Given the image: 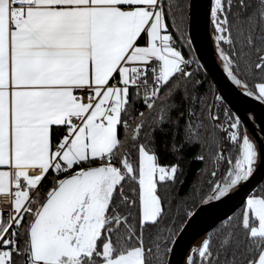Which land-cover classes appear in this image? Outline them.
<instances>
[{
	"label": "snow or ice",
	"instance_id": "obj_1",
	"mask_svg": "<svg viewBox=\"0 0 264 264\" xmlns=\"http://www.w3.org/2000/svg\"><path fill=\"white\" fill-rule=\"evenodd\" d=\"M192 7L0 0V264H172L173 205L192 217L264 171V136L215 86L201 91ZM204 15L221 76L264 102V0H208ZM157 133L174 161L162 162ZM185 160L203 165L191 205L177 188ZM181 264H264V185Z\"/></svg>",
	"mask_w": 264,
	"mask_h": 264
},
{
	"label": "water",
	"instance_id": "obj_2",
	"mask_svg": "<svg viewBox=\"0 0 264 264\" xmlns=\"http://www.w3.org/2000/svg\"><path fill=\"white\" fill-rule=\"evenodd\" d=\"M190 3L193 7L189 12L188 31L193 37L197 55L202 57L201 63L207 70L204 72L219 94L228 96V107L245 121L248 134L253 137L264 136V102L257 101L254 97H247L241 89L236 88L221 76L220 61L215 55L212 42V29L204 15L208 0H190ZM220 89L223 91L221 92ZM263 180L264 171H260L231 200L198 205L195 210L196 215L188 217L181 228L183 231L178 238L179 242L174 255L171 257L172 264H181L184 252L199 240L204 239L205 234L212 231L225 215H231L245 194L256 189Z\"/></svg>",
	"mask_w": 264,
	"mask_h": 264
},
{
	"label": "trees",
	"instance_id": "obj_3",
	"mask_svg": "<svg viewBox=\"0 0 264 264\" xmlns=\"http://www.w3.org/2000/svg\"><path fill=\"white\" fill-rule=\"evenodd\" d=\"M189 2H190V0H189ZM188 17H189V13H188ZM185 27H186V30L188 31V20L186 22ZM193 68H195V65H193ZM205 76H207V75L202 70L201 73L197 77V78H199L201 80H204V85H203V87L201 89L202 92L203 91H207L209 89V85L210 84L214 86L213 82L208 78V76H207L206 79H205ZM208 102L210 104H213V111H215L216 105L213 103V93L211 91H208ZM135 107L137 109L141 110V111L144 110L141 103H137L135 105ZM222 113H223V106H221V119H223ZM130 123H131V121H130ZM156 138H157V141L161 145L160 151H161V155H162V162L163 163H168V162L174 161L175 157L172 156L170 153H167V152L164 151L163 143H164V141L167 138L162 136V135H160L159 133H157V137ZM187 155H188V153H185V156H187ZM182 163L185 166L186 179H185L184 184L182 186L177 185V188H178L179 194L181 196H185V194L188 195V204L191 205V204H193L194 202H196L198 200V197H195V196H193L191 194L190 185L192 184V181H193V178H194V173H195L196 169L200 168V167H203V165L197 164V163H194V162H189L188 160H185ZM205 179H207V177H205ZM261 185H264V180L261 182V184L256 189H258ZM50 187H51V182L50 181L43 185V187L41 188V196L42 197L46 194V192L48 191V189ZM206 187H207V185H205V188ZM173 194H175V193L173 192ZM171 215L175 218V226L178 227V228H182L184 223L188 219V217L187 218L184 217L182 210H181L179 215H176V206H175V204L173 205V212H172ZM221 259H223V257H221Z\"/></svg>",
	"mask_w": 264,
	"mask_h": 264
},
{
	"label": "built area",
	"instance_id": "obj_4",
	"mask_svg": "<svg viewBox=\"0 0 264 264\" xmlns=\"http://www.w3.org/2000/svg\"><path fill=\"white\" fill-rule=\"evenodd\" d=\"M0 207H7L6 199L0 196Z\"/></svg>",
	"mask_w": 264,
	"mask_h": 264
},
{
	"label": "bare ground",
	"instance_id": "obj_5",
	"mask_svg": "<svg viewBox=\"0 0 264 264\" xmlns=\"http://www.w3.org/2000/svg\"><path fill=\"white\" fill-rule=\"evenodd\" d=\"M201 240H203V239H201ZM201 240H199L196 244L200 243Z\"/></svg>",
	"mask_w": 264,
	"mask_h": 264
}]
</instances>
